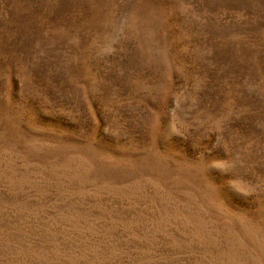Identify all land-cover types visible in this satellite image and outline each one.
<instances>
[{
  "label": "rangeland",
  "instance_id": "374dc122",
  "mask_svg": "<svg viewBox=\"0 0 264 264\" xmlns=\"http://www.w3.org/2000/svg\"><path fill=\"white\" fill-rule=\"evenodd\" d=\"M0 264H264V0H0Z\"/></svg>",
  "mask_w": 264,
  "mask_h": 264
}]
</instances>
